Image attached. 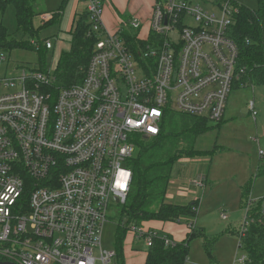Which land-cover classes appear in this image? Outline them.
Masks as SVG:
<instances>
[{
    "label": "built area",
    "instance_id": "built-area-1",
    "mask_svg": "<svg viewBox=\"0 0 264 264\" xmlns=\"http://www.w3.org/2000/svg\"><path fill=\"white\" fill-rule=\"evenodd\" d=\"M81 1L86 37L96 39L81 82L54 97L43 90L55 79L49 70L22 68L15 78L0 79L7 90L17 88L0 95V261L116 264L114 249L101 248V233L111 203H126L132 181L127 162L137 140L157 136L168 111L220 123L233 84L246 73L233 39V0H155L145 39L137 17L110 32L104 0ZM52 18L40 15L42 22ZM43 45L53 49L49 39ZM248 109L254 117L252 101ZM251 205L243 206L239 236L254 221ZM219 216L228 219L225 212ZM186 227L193 230L195 220ZM127 230L146 250L155 239L176 244L149 227ZM247 260L243 252L234 262ZM185 264L193 263L187 257Z\"/></svg>",
    "mask_w": 264,
    "mask_h": 264
},
{
    "label": "rangeland",
    "instance_id": "rangeland-1",
    "mask_svg": "<svg viewBox=\"0 0 264 264\" xmlns=\"http://www.w3.org/2000/svg\"><path fill=\"white\" fill-rule=\"evenodd\" d=\"M234 1L252 10L258 8L257 0ZM30 6L32 30L36 33L34 39L18 29L13 4H7L0 10V30L5 32L6 39L9 42H26L30 46H35L33 48L13 47L11 50L1 49L0 55L5 60L0 62V79L15 78L21 74L22 68L39 70V63L49 70L50 79H53L59 57L63 52H67L69 47L71 20L74 15L77 19L84 14L85 8L81 0H31ZM206 9L211 8L206 7ZM44 13L54 14L56 19H52L50 23L42 22L40 15ZM186 22L193 25L190 19ZM142 35L139 37L145 39L143 32ZM170 38L175 40L176 36L173 34ZM46 39L56 45L53 50L43 52L37 41L42 45ZM15 90H17L16 87L7 90L2 85L0 95ZM228 99L231 101L230 112H233V118L228 121L225 114V123L218 126L208 123L209 129L195 139L194 150L206 156L200 159L189 158L177 161L172 168L168 183L167 194L175 191L177 186L172 188L171 185L175 180L184 193L182 197L185 203L191 202V197L187 198L185 195L187 191L195 193V199H197L195 225L202 232L203 237H195L189 242L188 259L193 264H235V258L243 255V249L238 248L237 234L244 212L243 203L239 198V188L236 187L242 174L247 178V184L244 186L251 185L246 199L252 202L250 209L259 206L264 209V137L262 136L264 85L253 80L247 82L245 86L241 82L234 83ZM250 101L253 102L254 117L248 109ZM140 141L138 139L136 143ZM137 149L138 147L136 152ZM259 152H263V155ZM203 159L206 160L202 161ZM181 168H184V172L179 171ZM258 170H262V173L257 175ZM197 174L207 175L205 177L207 180L202 186L194 187L190 182ZM256 211L257 209L252 210V214L254 215ZM221 212L228 215L227 220L220 219ZM106 221L102 229L100 245L102 250L109 251L115 248L117 225L128 228L134 224L128 222L123 213V206L115 202H112L109 207ZM151 221L163 220L151 219L145 223ZM141 225L138 227L144 228ZM132 236L133 234L126 230L122 247L125 263L143 264L145 252L143 239H135ZM205 239L213 242L211 259L203 248Z\"/></svg>",
    "mask_w": 264,
    "mask_h": 264
},
{
    "label": "trees",
    "instance_id": "trees-1",
    "mask_svg": "<svg viewBox=\"0 0 264 264\" xmlns=\"http://www.w3.org/2000/svg\"><path fill=\"white\" fill-rule=\"evenodd\" d=\"M257 2L258 8L255 10L235 2L238 13L234 18L233 39L238 46V66L246 70L241 79V84L244 85L252 80L264 85L263 0ZM30 3L31 0H3L0 1V10L7 4H13L18 29L34 39L36 33L32 30ZM52 19L55 20L56 16L54 15ZM88 28L86 12L73 19L69 51L59 57L54 83L43 89L46 93L55 97L60 88L81 82L93 43L96 41L95 38L86 37ZM4 33L0 30V50L35 47L26 42H9ZM125 36L128 45L137 47L133 43L134 37L129 34ZM246 40L249 41L248 44ZM37 44L40 50L47 51L43 42L41 45V42L37 41ZM138 45L141 47L143 43L138 42ZM42 66L43 64L39 63V71L45 70ZM208 129V122L204 119L168 111L162 119L160 133L155 137L140 139L137 144V154L127 162V167L132 172V181L126 203L123 205V213L129 223L139 226L142 222L157 219L165 222L179 220L180 223L186 224L196 220L197 202L187 205L171 204L165 201V195L172 168L178 160L206 156L194 150L193 146L196 137ZM260 173L262 170H258L257 175ZM250 188L251 185H248L242 189L243 206ZM253 220L241 236L237 234L238 245H241L248 258L245 264H264V215L260 206L253 215ZM117 228L114 245L116 264H125L122 247L127 227L117 225ZM195 237H203V235L200 230L194 228L184 241L176 242L174 246H165L160 239H155L153 246L146 251L144 264H185L189 242ZM212 246V240H204L203 248L210 259Z\"/></svg>",
    "mask_w": 264,
    "mask_h": 264
},
{
    "label": "crops",
    "instance_id": "crops-1",
    "mask_svg": "<svg viewBox=\"0 0 264 264\" xmlns=\"http://www.w3.org/2000/svg\"><path fill=\"white\" fill-rule=\"evenodd\" d=\"M77 1H79V0H77ZM154 1L155 0H104L103 22H104L105 27L110 32H113V31L117 30V28L119 26V21H126L130 17L134 16V17H137L138 19H140V21L142 22V25L144 27V30L139 33V36L142 37L143 36L142 32L145 34V28L148 26V21H149L150 15H151V11H152V7L154 5ZM84 12H85V8H84ZM74 18H75V15L73 16L71 23H70L69 34L71 31V27H72V23H73ZM55 45H56V43L53 45V49L55 48ZM68 46L69 47L66 50L67 52L69 51L70 43ZM228 98H229V96H228ZM228 98H227V102H226V107H225L223 119L216 126L221 125V123H223V122L225 123V121H224L225 120V114H226V119H228V121H230L233 118V112H230L231 111V108H230L231 107V101ZM262 136L264 137V131L262 132ZM188 159L189 158H182L178 161L188 160ZM198 159H200V158H198ZM204 160H206V159H203L202 161H204ZM179 171L184 172V168H181ZM206 176H204L202 174H197V176L195 178H192L193 181H191L192 179L190 180L191 181L190 184H192L194 187H198L195 184V181L198 178L203 179V184H204L207 180V178H205ZM246 180H247V178L242 174L239 181H237V185H236L237 189L239 188V198H240L241 203H243L242 189H243V186L247 184ZM178 181H180V180H178ZM171 185H172V188H174L175 186H177V187H176L174 192L170 191V193H168V194L166 192L165 201L167 203L177 204V205H187L191 202H196L197 199H195V193H189L188 191L187 192L184 191L187 198L191 197V202L185 203V199H184V197H182V194H184V193H182V190L179 188L180 184H177V182L174 180L171 183ZM258 208L259 207L254 208V210L258 209ZM142 225L144 227H149V228L157 230L161 233L167 234L168 236H170V238H172L176 242L184 241L186 239L188 233H189L185 223H175V222H168V221L167 222H165V221H155V222L151 221L148 223L142 222ZM195 229L199 230L196 225H195ZM132 237L134 238V236H132ZM146 251L147 250L145 249L144 261H145V257H146ZM125 264H127V263H125Z\"/></svg>",
    "mask_w": 264,
    "mask_h": 264
},
{
    "label": "water",
    "instance_id": "water-1",
    "mask_svg": "<svg viewBox=\"0 0 264 264\" xmlns=\"http://www.w3.org/2000/svg\"><path fill=\"white\" fill-rule=\"evenodd\" d=\"M263 15H264V0H263ZM0 264H15L12 262L0 261Z\"/></svg>",
    "mask_w": 264,
    "mask_h": 264
},
{
    "label": "clouds",
    "instance_id": "clouds-1",
    "mask_svg": "<svg viewBox=\"0 0 264 264\" xmlns=\"http://www.w3.org/2000/svg\"><path fill=\"white\" fill-rule=\"evenodd\" d=\"M121 175L123 176L124 174L122 173ZM117 186L118 187H123V184H122L120 179L117 180Z\"/></svg>",
    "mask_w": 264,
    "mask_h": 264
}]
</instances>
